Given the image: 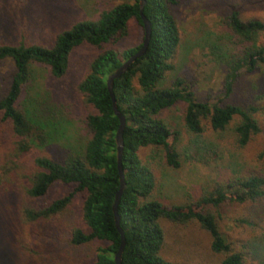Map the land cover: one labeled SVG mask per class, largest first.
<instances>
[{
	"label": "trees",
	"instance_id": "obj_1",
	"mask_svg": "<svg viewBox=\"0 0 264 264\" xmlns=\"http://www.w3.org/2000/svg\"><path fill=\"white\" fill-rule=\"evenodd\" d=\"M175 4L176 0H144L142 14L150 28L146 50L112 82L116 108L124 118L120 159L124 185L116 205L118 226L124 238L121 264H171L160 255L165 239L163 224L189 222L196 223L209 236V250L219 257L218 264H244L247 244L235 250L217 222L223 207L236 204L249 206L247 217L241 220L247 229L255 231L264 226V150L255 157L256 166L252 171L205 181L193 193L184 194L181 204L170 206L148 199L154 179L138 158V150L159 147L167 166H179L177 154L169 143L170 136L174 139L177 133H171L158 117L162 110L177 102L184 103L183 123L195 136L202 133L203 121L211 131L222 132L237 118L232 133L239 148L260 133L252 114L264 110V106L223 104L222 100L197 102L180 78L160 86L165 73L172 69L170 60L179 43L177 27L169 11V6ZM129 20L141 27L138 0L104 8L94 19L72 24L56 34L48 47L22 42L0 43V62L8 59L13 66L7 89L0 95V125L7 128L11 150L7 155L0 154V187L1 184L15 187L18 184L26 200L32 202L45 197L56 183L71 187L70 192L46 205L24 203L20 220L30 227L60 219L72 209L69 244L73 247L97 244L93 257L79 264H114L113 255L119 245L111 211L118 188L114 144L118 120L112 114L105 79L135 53L140 43L119 51L102 47L124 37ZM218 24L232 48L217 54L224 67L221 92L223 97H229L239 77L264 67V48L257 44L258 37L264 33V21L241 19L238 10L231 6L219 17ZM80 45L101 49L88 62L86 74L76 86L82 103L91 108L83 119L86 140L80 150L62 146L63 154L58 159L33 158L31 168L26 171L23 156L58 143L64 136L65 126L69 125L63 108L49 100V92L30 94L34 80L32 66L43 67L50 77L60 79L66 72L71 50ZM133 80L137 88L133 87ZM253 99L254 102L264 99V92ZM76 200L78 203L74 205ZM258 205V210H253ZM16 243L11 246L15 247ZM21 245L17 247L28 250L25 242ZM46 245L51 247L50 243ZM251 249L264 250L257 244ZM46 263L47 258H44L41 264Z\"/></svg>",
	"mask_w": 264,
	"mask_h": 264
},
{
	"label": "rangeland",
	"instance_id": "obj_2",
	"mask_svg": "<svg viewBox=\"0 0 264 264\" xmlns=\"http://www.w3.org/2000/svg\"><path fill=\"white\" fill-rule=\"evenodd\" d=\"M131 2L132 0H0V43L22 42L48 47L56 34L72 24L94 19L104 8ZM231 6L238 10L241 19L264 21L263 0H176L175 5L169 6L177 27L179 43L170 60L172 69L163 76L161 87L180 78L197 102L213 103L222 100L223 104H250L260 108L264 106V99L256 102L253 99L256 94L264 92V67H257L254 72L239 77L229 97H223L221 92L224 67L217 54L226 53L232 48L218 19ZM126 28L127 34L124 37L110 41L102 49L119 51L137 46L142 40L141 27L134 20H129ZM257 44L264 48V33L258 37ZM100 51L101 49L87 45L73 48L68 57L66 72L60 79L50 77L43 67L32 66L34 80L30 94L34 96L49 92V100L63 108L69 125L65 126L64 136L58 143L23 156L26 171L31 168V161L37 156L58 159L63 154L62 146L77 150L83 146L87 137L83 119L91 112V108L82 103V96L76 92V86L86 74L88 62ZM12 73L11 61L2 60L0 95L6 91ZM132 85L137 88L135 80ZM184 106V103L177 102L158 115L171 133H177L174 139L172 136L169 138V143H172L177 154V168L166 165L163 151L159 147H145L137 152L138 158L148 167L154 179L148 199L164 205L183 203V195L193 193L205 181L225 176L235 177L252 171L256 166L255 157L264 150V110L252 114L260 133L239 148L232 133L237 118L222 132L211 131L207 122L203 121L202 133L195 136L184 126ZM0 135V154L7 155L11 150L4 124L0 125ZM1 185L0 264H30L28 260L32 264H41L44 258H47L46 264H79L84 259L93 257L97 244L73 247L67 241L68 231L73 226L72 209L67 211L70 215L66 213L55 221L38 222L30 227L20 220V208L24 203L46 205L70 192L71 187L56 183L49 188L45 197L32 202L26 200L18 184L16 187ZM77 203L78 200L74 205ZM258 208L259 205L253 210ZM248 211L249 206L246 205H227L221 209L217 223L235 250H240L243 243L247 244L244 264H263L264 250L251 248L253 244H257L264 249V226L255 231L247 229L241 220L247 217ZM163 230L165 239L160 255L164 261L171 264H218L219 257L209 250V236L196 223H164ZM14 241L17 243L12 247L11 243ZM22 242H25L28 250L20 248ZM46 243H50L51 247ZM28 254L33 257H28Z\"/></svg>",
	"mask_w": 264,
	"mask_h": 264
},
{
	"label": "water",
	"instance_id": "obj_3",
	"mask_svg": "<svg viewBox=\"0 0 264 264\" xmlns=\"http://www.w3.org/2000/svg\"><path fill=\"white\" fill-rule=\"evenodd\" d=\"M144 5V0H138V16L141 21V29H142V40L140 42L139 48L135 51L133 55L128 57L126 60L122 61L120 65L114 69V71L108 75L105 79V87L108 93V96L110 98V103H111V110L112 114L114 117L117 118L118 120V126L114 134V144H115V159H116V170H117V175H118V188L117 191L114 194L113 202L111 205V211L113 215V223L116 231L118 232L119 235V245L116 250V252L113 255V262L114 264H121V253L124 247V238H123V233L120 230L118 226V218L116 216V205L117 202L122 194L123 190V174L122 170L120 167V159H121V153H122V132L124 128V118L120 112H118L115 104V100L112 94V82L114 79H117L123 74L126 69L139 57H141L147 47L149 35H150V28H149V23L146 20V18L142 14V7Z\"/></svg>",
	"mask_w": 264,
	"mask_h": 264
}]
</instances>
